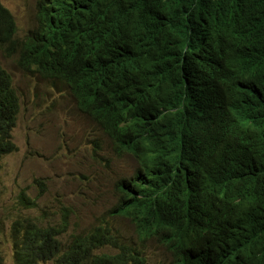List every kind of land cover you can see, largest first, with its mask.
Segmentation results:
<instances>
[{
	"label": "trees",
	"instance_id": "trees-1",
	"mask_svg": "<svg viewBox=\"0 0 264 264\" xmlns=\"http://www.w3.org/2000/svg\"><path fill=\"white\" fill-rule=\"evenodd\" d=\"M36 9L22 65L63 81L146 169L120 181L113 212L176 264H264V0H37ZM12 32L0 3V43ZM18 99L0 66V156L16 150ZM67 227L66 217L15 219L14 264H148L108 230L63 238Z\"/></svg>",
	"mask_w": 264,
	"mask_h": 264
},
{
	"label": "rangeland",
	"instance_id": "rangeland-1",
	"mask_svg": "<svg viewBox=\"0 0 264 264\" xmlns=\"http://www.w3.org/2000/svg\"><path fill=\"white\" fill-rule=\"evenodd\" d=\"M12 14L21 41L35 26L36 0H0ZM0 65L9 73L20 100L11 141L16 150L0 156V258L14 264L11 223L30 218L45 225L66 217L64 237L107 226L119 241L144 251L149 264H176L154 240L141 241L133 225L107 211L118 197L121 179L136 169L135 159L121 152L88 115L82 113L62 81L24 72L17 53L0 49ZM37 178H43L40 186ZM34 206L20 205V195Z\"/></svg>",
	"mask_w": 264,
	"mask_h": 264
},
{
	"label": "clouds",
	"instance_id": "clouds-1",
	"mask_svg": "<svg viewBox=\"0 0 264 264\" xmlns=\"http://www.w3.org/2000/svg\"><path fill=\"white\" fill-rule=\"evenodd\" d=\"M37 1V0H36ZM1 3V2H0ZM2 5V4H1ZM3 6V5H2ZM4 7V6H3ZM6 8V7H4ZM7 9V8H6ZM8 10V9H7ZM9 11V10H8ZM10 13V12H9ZM10 17H11V20H12V24H13V32H12V35L10 37V39L8 40V42H5V43H0V49H4L6 51H8L9 53H12V52H16L17 53V62H18V65L19 67L21 68V70H23L24 72H36L34 69L36 68V66L34 65H30V66H24L22 65L21 61H20V56L22 54V51L25 47V44L28 42V40L34 35L37 27H38V10L36 9V2H35V26L30 29L27 34L25 35V37L19 41L17 38H16V24H15V20L12 16V14L10 13ZM1 66V65H0ZM2 67V66H1ZM3 68V67H2ZM4 69V68H3ZM5 70V69H4ZM6 71V70H5ZM7 72V71H6ZM8 73V72H7ZM38 73V72H37ZM9 74V73H8ZM41 75V74H40ZM11 78V77H10ZM53 80V79H52ZM58 80V79H57ZM61 81V80H60ZM12 82V80H11ZM63 82V81H62ZM63 84L67 87V85L63 82ZM13 86V85H12ZM68 89V87H67ZM69 90V89H68ZM70 92V91H69ZM71 94V93H70ZM72 96V95H71ZM73 97V96H72ZM19 98V97H18ZM74 99V98H73ZM75 100V99H74ZM77 105V104H76ZM78 107V106H77ZM79 109V108H78ZM19 111H20V100L18 99L17 101V111H16V114H15V125L14 127L16 126V122H17V117H18V114H19ZM232 113L238 118L240 117L242 120L244 121H241L242 123V126L245 128V129H250V130H253V131H259V127H257L252 121L242 117L238 111L236 110H232ZM99 126V125H98ZM14 127L12 128V131L14 129ZM100 127V126H99ZM101 128V127H100ZM102 129V128H101ZM12 131L10 132L11 135H12ZM104 132V131H103ZM105 133V132H104ZM106 134V133H105ZM107 135V134H106ZM108 136V135H107ZM108 138L111 140V138L108 136ZM112 141V140H111ZM112 143L123 153H126V154H129L131 155L135 161H136V169L134 171V173L128 178V179H125V180H129L133 175L135 176V173L137 170H141V171H145V167H144V164L142 162L139 161V159L135 156V155H132L130 154L129 152L123 150V149H120L113 141ZM122 180V179H121ZM120 180V181H121ZM119 181V183H120ZM118 183V184H119ZM118 184L116 186V189L118 191ZM118 195H119V192H118ZM117 200V199H116ZM116 205V203H115ZM115 205L109 209V211H107V215L110 217V218H114V217H119V218H123L127 221H129L127 218L123 217V216H119L117 215L116 213L113 212V208L115 207ZM130 222V221H129ZM133 225V224H132ZM134 227V226H133ZM97 229H105V230H108L107 231V235L108 236H111V237H114V234H112L111 232V229L107 226H102V227H94L92 228L91 230L87 231V232H84L85 234L87 235H94V232L97 230ZM135 229V228H134ZM135 233H136V230H135ZM154 234V233H153ZM137 235V233H136ZM156 235V234H154ZM137 237L140 239V237L137 235ZM144 240H149L147 238H142L141 241H144ZM151 240V239H150ZM155 241V240H154ZM157 242V241H155ZM111 245V244H110ZM162 246V245H161ZM164 247V246H163ZM165 248V247H164ZM165 250L171 255V253L165 248ZM95 253L99 254V255H104V254H114L115 253V250L112 249V246L111 248H105V249H96L94 251ZM140 252L142 253V255L144 257H146V259L148 260V256H146V254L144 253V251H141ZM171 257L173 258V256L171 255ZM149 264V262H148Z\"/></svg>",
	"mask_w": 264,
	"mask_h": 264
}]
</instances>
